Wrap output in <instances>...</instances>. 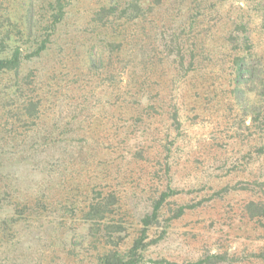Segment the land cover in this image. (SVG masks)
Instances as JSON below:
<instances>
[{
	"label": "rangeland",
	"instance_id": "obj_1",
	"mask_svg": "<svg viewBox=\"0 0 264 264\" xmlns=\"http://www.w3.org/2000/svg\"><path fill=\"white\" fill-rule=\"evenodd\" d=\"M17 51L0 264H264V0H0Z\"/></svg>",
	"mask_w": 264,
	"mask_h": 264
},
{
	"label": "trees",
	"instance_id": "obj_2",
	"mask_svg": "<svg viewBox=\"0 0 264 264\" xmlns=\"http://www.w3.org/2000/svg\"><path fill=\"white\" fill-rule=\"evenodd\" d=\"M19 61H20V56H19V52L17 51L11 58H1L0 57V73L9 69H15L18 64H19ZM235 75H236V79L239 83H246L247 80H244V76L248 75L251 79H252V76H253V71L250 69V67H248V64L246 62V59L244 57H237L235 59ZM162 202V201H161ZM160 208V203L156 206L155 208V211L153 213V218H156L157 215V211L159 210ZM182 212V210H181ZM152 217H146L144 219V225L145 226H148L151 222V218ZM138 249L135 248L134 250L132 249L131 250V254L134 255V253H136V250ZM135 251V252H134ZM129 253V254H130ZM135 256V255H134ZM217 259H220L218 256H210L208 257L207 259H204V260H201V261H198L196 263H193V264H208L210 261L212 260H217ZM100 262L98 264H132L130 261H126L125 258L123 256H120L118 253L116 252H109L107 254H105L103 257L100 258ZM167 264H170V263H167Z\"/></svg>",
	"mask_w": 264,
	"mask_h": 264
}]
</instances>
